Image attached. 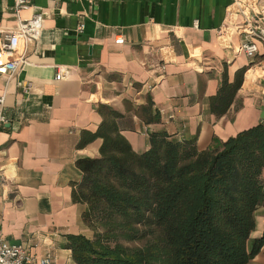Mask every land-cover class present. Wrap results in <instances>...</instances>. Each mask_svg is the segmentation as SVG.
Here are the masks:
<instances>
[{
    "label": "crops",
    "instance_id": "crops-1",
    "mask_svg": "<svg viewBox=\"0 0 264 264\" xmlns=\"http://www.w3.org/2000/svg\"><path fill=\"white\" fill-rule=\"evenodd\" d=\"M30 1L16 15L13 0H0L1 29L41 14L26 61L11 78L0 76V236L24 244L28 264L45 256L75 264L69 236L93 235L81 218L85 204L72 199L82 177L76 161L99 157L102 139L91 136L101 107L118 113L117 128L137 153L154 132L204 149L264 121V71L252 67L264 50L252 60L238 52L244 36L231 0ZM59 64L69 68L64 80L55 79ZM241 68L233 104L215 117L209 96L224 72L232 80ZM263 234L261 206L250 236ZM247 264H264V240Z\"/></svg>",
    "mask_w": 264,
    "mask_h": 264
},
{
    "label": "trees",
    "instance_id": "trees-1",
    "mask_svg": "<svg viewBox=\"0 0 264 264\" xmlns=\"http://www.w3.org/2000/svg\"><path fill=\"white\" fill-rule=\"evenodd\" d=\"M244 71L222 74L208 98L215 117L233 104ZM101 112L91 136L102 139L99 157L76 161L82 177L72 199L85 204L81 218L93 235L69 236L75 264H247L264 240L250 236L264 206V121L204 149L154 132L137 153L118 113Z\"/></svg>",
    "mask_w": 264,
    "mask_h": 264
},
{
    "label": "built area",
    "instance_id": "built-area-1",
    "mask_svg": "<svg viewBox=\"0 0 264 264\" xmlns=\"http://www.w3.org/2000/svg\"><path fill=\"white\" fill-rule=\"evenodd\" d=\"M31 5L30 0H13L11 7L14 14ZM230 6L233 8L231 14L238 17L236 21L237 29L244 36V41L240 44L238 52L249 59H254L259 48L264 50V4L258 0H231ZM229 12V13H230ZM196 26V24H194ZM81 23L78 30H82ZM41 29V14L33 13L29 18L20 20L18 27L14 30H4L0 28V76L11 78L18 68L26 61L29 44L34 41ZM116 44L124 42L122 36H117L114 40ZM160 69L164 71L165 65L161 64ZM254 69L264 71V61L260 60L252 66ZM69 76V68L66 65L55 66V79L64 80ZM149 89L152 85L147 86ZM29 90L26 85L25 91ZM3 96H0V103ZM0 122H6L4 116L0 114ZM3 178V177H2ZM30 256L24 244H11L0 236V264H28ZM39 264H51L50 256L42 257Z\"/></svg>",
    "mask_w": 264,
    "mask_h": 264
}]
</instances>
